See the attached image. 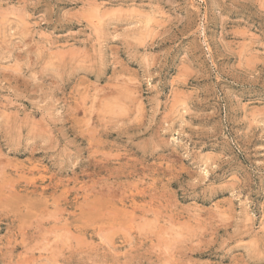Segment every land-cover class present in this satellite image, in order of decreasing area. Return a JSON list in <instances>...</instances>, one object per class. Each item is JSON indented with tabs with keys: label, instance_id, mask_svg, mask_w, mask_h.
Segmentation results:
<instances>
[{
	"label": "rangeland",
	"instance_id": "obj_1",
	"mask_svg": "<svg viewBox=\"0 0 264 264\" xmlns=\"http://www.w3.org/2000/svg\"><path fill=\"white\" fill-rule=\"evenodd\" d=\"M0 264H264V0H0Z\"/></svg>",
	"mask_w": 264,
	"mask_h": 264
}]
</instances>
